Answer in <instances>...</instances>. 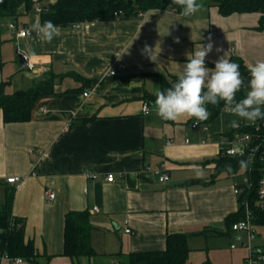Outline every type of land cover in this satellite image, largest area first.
<instances>
[{"label": "crops", "instance_id": "0c3cea01", "mask_svg": "<svg viewBox=\"0 0 264 264\" xmlns=\"http://www.w3.org/2000/svg\"><path fill=\"white\" fill-rule=\"evenodd\" d=\"M18 12V26L34 35L18 38L8 27L10 21L0 19V83H7L6 92L14 93L30 89L46 74L59 76L54 94L36 100L29 122L4 123L0 109V205L5 189L14 188L12 216L25 221V240L33 243L38 261L117 264L116 253L164 250L171 231L187 234V260L195 256L198 264H216L204 250L208 242L222 236L230 246L244 234L225 225L239 207L233 192L239 179L220 174L210 183L215 173L210 161L237 128L230 126L233 119L238 125L252 122L228 111L203 130L195 118L162 120L151 101L148 115L141 107L143 96L157 89L149 74L177 79L187 54L201 43L211 40L214 45L205 58L210 68L224 53L226 58L239 57L247 68L264 60V29H256L260 14L220 16L217 7L207 5L181 17L154 9L141 17L59 27V35L49 43L32 27L39 23V13L23 8ZM145 44L156 46V53L160 45L157 61L142 54ZM17 49L33 69L20 66ZM119 65L124 68L116 76H106ZM74 72L96 83L82 89L67 75ZM128 75L133 76L123 78ZM193 164L200 169H193ZM162 165L169 175L165 183L154 173ZM108 174H113L112 182L106 181ZM12 177L19 180L7 183ZM71 211L89 213L94 258L62 256L64 216ZM259 227L256 244L264 246Z\"/></svg>", "mask_w": 264, "mask_h": 264}, {"label": "trees", "instance_id": "16d2710c", "mask_svg": "<svg viewBox=\"0 0 264 264\" xmlns=\"http://www.w3.org/2000/svg\"><path fill=\"white\" fill-rule=\"evenodd\" d=\"M47 0H37V5L41 7L39 13V23L46 20H51L60 28L73 29L76 25L88 23L92 21H116L124 20L132 17H139V14H144L148 10H171L174 8L180 9L181 6L178 0H52L53 3H44ZM50 1V0H49ZM202 6L217 7L220 16H229L237 13L252 12L259 13V25L257 30L264 29V0H201ZM34 0H0V19L14 23L15 27L20 28L16 23L19 18V8H23L24 12L34 9ZM240 65V73L244 84L249 79V68H247L242 59L236 56L230 57ZM76 81L80 82L82 89L91 88L96 83L95 80H87L80 74L67 73ZM157 84V89L163 90L172 85L176 81L173 76H165L162 74H149ZM133 75H128L123 78H131ZM137 76H145L137 74ZM59 76L46 74L44 78L33 81L32 87L28 90H16L14 93L6 92L5 82L0 83V109L4 123L29 122L32 118L31 111L36 103V100L45 95L54 94V81ZM156 89V91H157ZM155 91V93H156ZM247 89L242 87L237 93V99L246 95ZM155 93L145 94L143 98L148 102L155 103ZM210 116L206 121L198 122L200 126H206L213 122L221 113L228 112L223 102L218 105H208ZM88 121V120H87ZM257 124L261 125V134H264V119H258ZM237 130L245 133H252L254 128L251 124L241 123L232 132ZM232 132L227 136L231 137ZM258 138L256 135L254 138ZM262 138V136H260ZM255 139V142H262L261 152L264 151V141ZM256 144V143H254ZM247 152L235 156L224 155L220 150L218 157L210 161L215 164L212 179L214 182L218 175L224 174L226 177L237 178L241 172L238 161L247 159ZM226 166H231V171L226 170ZM247 176L252 185L250 190L244 189V194L238 197L239 207L236 213L229 214L225 219V225L230 229V226L237 221L243 219L244 206L242 200L246 197L250 200V206L254 215V225L264 226V210L256 207V187L257 182L264 178V163L256 160L249 166L247 171H242V175L238 177L239 183L242 186V178ZM210 185V184H204ZM246 188V187H244ZM5 199L0 205V252H7L13 258H23L26 264H41L38 261V254L34 250L33 243L26 241L24 236L25 221L21 218L12 216V204L14 198V188L5 189ZM91 225L89 213L87 211L68 212L64 216L63 228V252L62 256L73 259L81 257L94 258L97 253L91 246ZM188 236L186 233L169 232L165 240V249L154 252H130L128 254L116 253L113 254L117 264H187L190 249L187 245ZM46 257V260H49ZM205 264H211L206 262Z\"/></svg>", "mask_w": 264, "mask_h": 264}, {"label": "clouds", "instance_id": "9594fccd", "mask_svg": "<svg viewBox=\"0 0 264 264\" xmlns=\"http://www.w3.org/2000/svg\"><path fill=\"white\" fill-rule=\"evenodd\" d=\"M178 3L182 16L196 14L202 8L201 0H178ZM32 27L40 39L49 43L60 32L59 26L51 20L34 24ZM213 47L211 40L206 44L201 43L197 50L187 54L183 70L176 81L168 88L157 89L155 105L162 120L174 122L181 117H188L195 118L197 122L206 121L210 116L208 105H218L221 102L240 119L252 123L264 119V60H258L249 66V79L244 84L240 65L226 58L225 53L215 61L213 67L207 66L205 58ZM141 51L150 61L155 62L161 49L159 45V52L156 53V46L145 44ZM216 51L221 52L222 49L217 48ZM242 87L247 89L246 95L237 99V93ZM230 126L238 127V120L233 119ZM238 165L241 171H247L249 161L241 159ZM191 167L200 169L199 164H193ZM226 170L230 172L231 166H226ZM196 174L201 175L202 171H197Z\"/></svg>", "mask_w": 264, "mask_h": 264}, {"label": "built area", "instance_id": "2783aa9c", "mask_svg": "<svg viewBox=\"0 0 264 264\" xmlns=\"http://www.w3.org/2000/svg\"><path fill=\"white\" fill-rule=\"evenodd\" d=\"M35 2V6L34 9L35 11H37L38 13H41V7L37 5V0H34ZM180 9L178 8H174L171 9V11L175 14H179L181 17H188V16H182L180 14ZM143 16V14H139V17ZM191 16V15H190ZM8 27L16 34V37L18 38H28L30 36H33L34 33L30 30V29H26V28H17L15 27L14 23L9 24ZM80 25H76L75 28H79ZM38 34L37 32L35 33V35ZM24 59H25V63H26V68L29 70L33 69V64L30 63V61L27 59V57H25L23 55ZM124 67L123 65H119L117 70H110L109 72H107L106 76H116L117 75V71L122 70ZM84 97L88 96V93L85 92L83 93ZM152 103L151 102H143L142 107H141V113H143L144 115H148L150 112V108H151ZM252 125V127L254 128L253 132L250 133H245V132H238L237 130H235L234 132H232V135L230 138H226V140L224 141L222 147H221V151L224 155H229V156H235L238 154H241V152H244L246 150L247 152V160L249 161V166L252 165L254 162H256V160L264 163V151L261 152V148H262V142H255V139H260L264 141V134H261V125L255 123H250ZM198 123L195 122L191 125V127L193 129L197 128ZM203 128V130H206V126H201ZM257 136L258 138H254V136ZM256 143V144H254ZM241 148V151H238V148ZM163 165L161 166L160 169L156 170L154 173H156V175H158V180L161 183H165L167 182V180L169 179V175L168 173H165V169H163ZM114 179L113 174H108L106 177V181L108 182H112ZM19 180V178L17 177H12V178H8L7 179V183H12L15 184L17 181ZM257 187H256V192H255V197L257 200L256 203V207L260 210H264V178H261L260 180H258L257 182ZM246 187V188H244ZM252 187L249 178L247 176H244L242 178V186H239L237 184L234 185V194L237 197L242 196V194H244V189H249ZM54 194L51 193L49 194V198L53 199L54 198ZM243 206H244V217L242 220L234 222L231 226H230V230L233 231L234 233L237 234H244V238L243 240H240L236 245L231 244L230 247L231 249H237L240 248L242 250H245L244 252V256L242 258L243 260V264H264V246L260 245V244H256L257 241V230H256V226L254 225V215L252 213V209L250 206V200H248L246 197H244V199L242 200ZM1 231V230H0ZM125 233H130V229L126 228L124 229ZM0 264H26L25 260L21 257L19 258H13L11 256L8 255L7 252H0Z\"/></svg>", "mask_w": 264, "mask_h": 264}, {"label": "rangeland", "instance_id": "374dc122", "mask_svg": "<svg viewBox=\"0 0 264 264\" xmlns=\"http://www.w3.org/2000/svg\"><path fill=\"white\" fill-rule=\"evenodd\" d=\"M241 175H242V171L239 173L238 177H240ZM259 230H261V233L264 236V226H260ZM217 237L220 238H217L216 242H214V240L208 242L209 248L204 249L210 261H215L216 264H243L242 257L244 256L245 250L237 248L236 250L231 251L229 246V241L225 237L222 236H217ZM230 244H234L237 246L236 241ZM215 255L217 257V261L213 260ZM192 257L193 258L191 261L187 260V264H198V262L195 261V256Z\"/></svg>", "mask_w": 264, "mask_h": 264}, {"label": "water", "instance_id": "95a60500", "mask_svg": "<svg viewBox=\"0 0 264 264\" xmlns=\"http://www.w3.org/2000/svg\"><path fill=\"white\" fill-rule=\"evenodd\" d=\"M15 52H16V56L19 58V64H20V66H21L22 68H25L26 64H25V59H24V57H23V54L20 53V52L18 51V49H17ZM238 151H241V148H240V147L238 148Z\"/></svg>", "mask_w": 264, "mask_h": 264}]
</instances>
